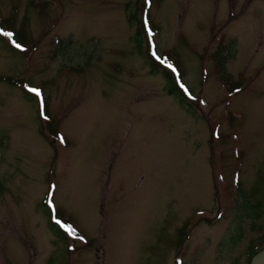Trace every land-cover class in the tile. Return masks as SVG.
Wrapping results in <instances>:
<instances>
[{
    "label": "rangeland",
    "instance_id": "1",
    "mask_svg": "<svg viewBox=\"0 0 264 264\" xmlns=\"http://www.w3.org/2000/svg\"><path fill=\"white\" fill-rule=\"evenodd\" d=\"M135 1L0 0L27 37L22 51L0 38L14 80L0 81V264H248L263 245L264 0H152L191 113L134 47ZM230 45L220 74L212 54ZM52 187L75 229L62 241L43 209Z\"/></svg>",
    "mask_w": 264,
    "mask_h": 264
},
{
    "label": "trees",
    "instance_id": "2",
    "mask_svg": "<svg viewBox=\"0 0 264 264\" xmlns=\"http://www.w3.org/2000/svg\"><path fill=\"white\" fill-rule=\"evenodd\" d=\"M143 1V8H142V12L140 14V6H139V1L136 0L134 3H130V6H133L134 9L128 14L127 16V20L129 23L134 24V34L132 37V41H133V45L135 47L136 50H139L142 43L146 42L147 44V37H146V32H145V28H144V20L147 21V28L150 31H155L156 26L155 24H153V22H151L150 19V11L148 10V8L146 7L144 0ZM139 14V20H138V15ZM15 28V23L13 18H9L8 20H2L0 18V31L1 32H9L12 33V38H13V42L15 44H18L20 46H25L24 44L27 43V37L25 36V34L22 32L24 31L23 28H19L17 30V32H15L14 29ZM232 47L233 45H230L229 47H227V49L225 51H221V50H217L215 53L212 54V60L214 59V62L216 64V67L218 68L220 74L224 73L225 71V61L228 60L229 58H232ZM148 65L150 67V69L156 73V74H160L165 82L164 85V90L166 92V94L168 96H172L174 98H176L179 102L180 105H182L183 107H185L187 109L188 112H190V110L192 109L191 104L189 103V101L187 100V98L185 97V94H183V92L180 90L178 84L176 83V81L174 80L173 76H171V74L166 71L165 69H163L161 67V65L157 62H155L150 55H148ZM229 81L231 80L230 78L228 79ZM1 82H7L9 84H13L14 80H11L10 78H0ZM228 87L230 88L229 94L233 95L234 91H237L238 89L241 88L240 85H232L230 86L228 84ZM25 97L28 101H33L31 99L30 96H28V94H25ZM39 101L41 102V110L44 114V116L46 117V120L48 122H50V117L48 114V108H47V102H46V97H44L42 99V97L39 99ZM34 102H36L34 100ZM191 113V112H190ZM52 123H50V127L52 128ZM50 132L52 135H54L55 129L52 128L50 129ZM52 195V193H51ZM51 195L47 196L44 199V213L46 214L47 218H48V223H49V229L50 231L55 235V237L57 239H59L60 241L63 238V227L62 226H57L51 219L50 216V212H49V207H48V200L52 199ZM258 206L255 207V209H257ZM243 210L245 211V207H243ZM249 215L258 217L260 212L257 210H252V209H248L247 210ZM55 218H58L60 221H62L63 225H67L68 222L64 221L60 216H58V212L56 209V214H55ZM184 228L181 229V231H179V234L183 233ZM186 236V234L183 236ZM182 239V240H183ZM182 240L180 242V246L182 245ZM264 241V240H263ZM264 250V243L263 245H258L257 247H255L254 249L252 248L251 252H249V262L248 264H250L251 258L259 251Z\"/></svg>",
    "mask_w": 264,
    "mask_h": 264
},
{
    "label": "snow or ice",
    "instance_id": "3",
    "mask_svg": "<svg viewBox=\"0 0 264 264\" xmlns=\"http://www.w3.org/2000/svg\"><path fill=\"white\" fill-rule=\"evenodd\" d=\"M3 35L8 36L9 38H11L12 33L5 32V33H3ZM17 47H19V45H17ZM153 55H155V53H153ZM158 59H159V57H158ZM161 63H165V61L161 60ZM168 67L172 68V65L169 64ZM173 71H175V69H173ZM181 87H183V85H181ZM29 90L32 91V92H35L37 96L40 95V92L37 89H29ZM61 142L62 143L64 142L62 137H61ZM57 223H61V222L58 220ZM62 227H64L65 231H67L69 235H73V236L75 235V229L71 225H63L62 224Z\"/></svg>",
    "mask_w": 264,
    "mask_h": 264
},
{
    "label": "water",
    "instance_id": "4",
    "mask_svg": "<svg viewBox=\"0 0 264 264\" xmlns=\"http://www.w3.org/2000/svg\"><path fill=\"white\" fill-rule=\"evenodd\" d=\"M250 264H264V250L257 253L251 260Z\"/></svg>",
    "mask_w": 264,
    "mask_h": 264
}]
</instances>
